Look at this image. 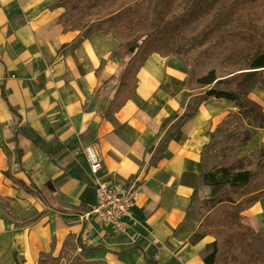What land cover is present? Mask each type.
<instances>
[{"label": "crops", "instance_id": "obj_1", "mask_svg": "<svg viewBox=\"0 0 264 264\" xmlns=\"http://www.w3.org/2000/svg\"><path fill=\"white\" fill-rule=\"evenodd\" d=\"M61 1L0 0V263L61 255L69 263L79 256L85 263L205 264L201 250L213 237L194 235L208 209L191 204L194 188L182 177L216 165L206 146L236 102L208 97L185 117L203 93L184 86L190 71L181 59L154 52L138 72L135 95L109 113L117 82L105 81L124 62L120 43L111 33L66 29ZM248 96L264 111V69ZM263 143L264 127L252 128L234 158ZM87 147L106 176L140 186L128 235L49 206L83 203L89 212L96 203ZM244 222L264 228V198Z\"/></svg>", "mask_w": 264, "mask_h": 264}, {"label": "trees", "instance_id": "obj_2", "mask_svg": "<svg viewBox=\"0 0 264 264\" xmlns=\"http://www.w3.org/2000/svg\"><path fill=\"white\" fill-rule=\"evenodd\" d=\"M102 3L103 0H63L57 6L64 8L60 22L66 29L88 27L89 32L111 33L120 43L124 62L105 81L117 82L109 113H116L135 95L138 72L154 52L181 59L190 71L184 86L200 85L202 100L217 97L236 102L238 112L220 125L227 134L216 139L212 133L206 146L205 152H216L223 163L200 175L185 173L182 182L194 188L191 204L208 209L194 235V239L213 237L201 250L205 264H264V228L257 232L244 222L245 211L264 198V143L234 158L250 143L252 128L264 127V111L248 96L254 86L246 95L222 88L238 87L255 77L258 80L264 69V0H128L116 12L106 8L102 12L106 15L98 17L95 12ZM125 15L127 19L122 20ZM165 18L171 20L158 27L156 23L161 24ZM202 100L192 103L185 117H191ZM170 118L162 123L165 125ZM36 194L45 198L39 190ZM48 203L58 212H88L83 203ZM41 264L65 262L60 255ZM85 264L109 263L97 260Z\"/></svg>", "mask_w": 264, "mask_h": 264}, {"label": "built area", "instance_id": "obj_3", "mask_svg": "<svg viewBox=\"0 0 264 264\" xmlns=\"http://www.w3.org/2000/svg\"><path fill=\"white\" fill-rule=\"evenodd\" d=\"M85 152L95 176L96 193V203L85 216H93L114 233L128 235L133 210L141 196L140 186L133 180L128 183L113 181L103 172L102 159L95 149L87 147Z\"/></svg>", "mask_w": 264, "mask_h": 264}, {"label": "rangeland", "instance_id": "obj_4", "mask_svg": "<svg viewBox=\"0 0 264 264\" xmlns=\"http://www.w3.org/2000/svg\"><path fill=\"white\" fill-rule=\"evenodd\" d=\"M63 1V0H62ZM127 2L128 0H103V3H102V8L101 9H97L95 14L96 16H101V15H106V12L102 13L103 10H106V8H109V9H112L114 12H116L117 10H119L120 8H122L123 6H126L127 5ZM101 10V11H100ZM127 19V16H123L122 20H126ZM171 19L170 18H165L163 20V22L161 24H159L158 22L156 23V25L158 27H160L161 25L169 22ZM84 29H87L88 30V27H85ZM257 83V78H253L249 81H245L243 84H241L240 86H229V85H222V88H228V89H235V90H239L243 95H246V93L249 91L250 88H252L253 86H255ZM189 88L192 87L194 89H196L197 92H200L202 91V87L198 84H189L188 85ZM204 98V95L202 94L201 96H197L193 99V104L196 105L199 100H202ZM238 107V106H237ZM250 107H252L250 105ZM239 110V108H238ZM235 111V112H238ZM227 134V131L225 129H220V132H218L217 134H215V138L216 139H220L222 137H224L225 135ZM212 157L213 160H214V167L212 168V170H214L216 167H218L221 163H223V160H222V157H220V155H218L216 152H206V157ZM2 205H4V207L6 208V202H1ZM12 208V206H11ZM256 231V230H255ZM260 231V230H259ZM258 232V231H257ZM81 258L79 256H76L75 260L73 261V263H69V261L65 262V264H81L82 261H80ZM47 261V260H46ZM82 264H85V263H82Z\"/></svg>", "mask_w": 264, "mask_h": 264}]
</instances>
